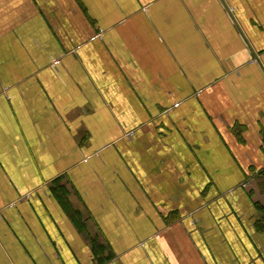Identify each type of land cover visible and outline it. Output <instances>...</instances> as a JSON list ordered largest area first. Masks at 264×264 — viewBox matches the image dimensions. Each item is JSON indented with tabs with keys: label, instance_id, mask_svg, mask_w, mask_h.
I'll use <instances>...</instances> for the list:
<instances>
[{
	"label": "crops",
	"instance_id": "1",
	"mask_svg": "<svg viewBox=\"0 0 264 264\" xmlns=\"http://www.w3.org/2000/svg\"><path fill=\"white\" fill-rule=\"evenodd\" d=\"M0 264H264V0H0Z\"/></svg>",
	"mask_w": 264,
	"mask_h": 264
}]
</instances>
